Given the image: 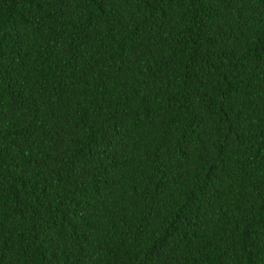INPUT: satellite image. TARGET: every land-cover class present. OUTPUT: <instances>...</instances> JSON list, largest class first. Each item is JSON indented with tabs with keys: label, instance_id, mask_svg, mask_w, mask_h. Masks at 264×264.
Masks as SVG:
<instances>
[{
	"label": "trees",
	"instance_id": "16d2710c",
	"mask_svg": "<svg viewBox=\"0 0 264 264\" xmlns=\"http://www.w3.org/2000/svg\"><path fill=\"white\" fill-rule=\"evenodd\" d=\"M0 264H264V0H0Z\"/></svg>",
	"mask_w": 264,
	"mask_h": 264
}]
</instances>
